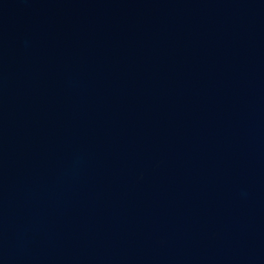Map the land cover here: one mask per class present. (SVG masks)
I'll return each mask as SVG.
<instances>
[{"label": "water", "instance_id": "water-1", "mask_svg": "<svg viewBox=\"0 0 264 264\" xmlns=\"http://www.w3.org/2000/svg\"><path fill=\"white\" fill-rule=\"evenodd\" d=\"M0 264H264V0H0Z\"/></svg>", "mask_w": 264, "mask_h": 264}]
</instances>
